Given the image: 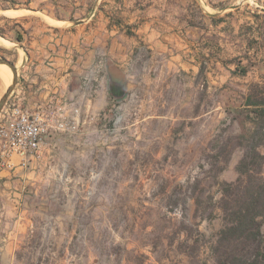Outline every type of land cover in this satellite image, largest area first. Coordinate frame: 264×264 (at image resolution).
Returning <instances> with one entry per match:
<instances>
[{
    "label": "rangeland",
    "instance_id": "1",
    "mask_svg": "<svg viewBox=\"0 0 264 264\" xmlns=\"http://www.w3.org/2000/svg\"><path fill=\"white\" fill-rule=\"evenodd\" d=\"M260 1L172 3L195 21L239 4L242 21ZM228 21L214 53L155 56L133 95L91 109L90 133L62 137L59 167L0 166V264H216L221 182L237 178V136L252 127L244 96L264 90V48L249 57ZM7 40L0 54L20 69L24 49Z\"/></svg>",
    "mask_w": 264,
    "mask_h": 264
},
{
    "label": "crops",
    "instance_id": "2",
    "mask_svg": "<svg viewBox=\"0 0 264 264\" xmlns=\"http://www.w3.org/2000/svg\"><path fill=\"white\" fill-rule=\"evenodd\" d=\"M172 1L0 0V24H12L9 32L0 29L5 36L0 35L14 45L20 43L25 53L9 100L30 111L57 109L74 125L47 135L41 157L15 171L23 169L25 177L34 176L36 167L41 173L59 167L62 137L90 133L81 126L90 124L91 109L97 112L133 95L137 79L152 70L155 56L214 53L222 45L223 27L230 17L233 37H247L249 57L264 48V1L258 7L248 5V16L242 21L239 4L223 8L230 9L227 15L205 8V18L195 21L188 11L177 15ZM212 32L217 34L215 41L209 37ZM113 65L124 77L115 75L119 71ZM115 88L123 90L119 97L113 93Z\"/></svg>",
    "mask_w": 264,
    "mask_h": 264
},
{
    "label": "trees",
    "instance_id": "3",
    "mask_svg": "<svg viewBox=\"0 0 264 264\" xmlns=\"http://www.w3.org/2000/svg\"><path fill=\"white\" fill-rule=\"evenodd\" d=\"M122 91L115 88L113 93L119 97ZM243 104L252 127L237 136L243 149L237 178L221 182L223 225L211 245L216 264H264V90L251 89Z\"/></svg>",
    "mask_w": 264,
    "mask_h": 264
},
{
    "label": "built area",
    "instance_id": "4",
    "mask_svg": "<svg viewBox=\"0 0 264 264\" xmlns=\"http://www.w3.org/2000/svg\"><path fill=\"white\" fill-rule=\"evenodd\" d=\"M73 127L57 109L30 111L8 99L0 115V166H29L41 157L47 135Z\"/></svg>",
    "mask_w": 264,
    "mask_h": 264
},
{
    "label": "water",
    "instance_id": "5",
    "mask_svg": "<svg viewBox=\"0 0 264 264\" xmlns=\"http://www.w3.org/2000/svg\"><path fill=\"white\" fill-rule=\"evenodd\" d=\"M0 63L7 64L13 71V81L0 98V115H1L4 105L8 101L9 97L11 96L12 92L14 91L16 85L19 82V68L16 64V61H13L1 54H0Z\"/></svg>",
    "mask_w": 264,
    "mask_h": 264
},
{
    "label": "bare ground",
    "instance_id": "6",
    "mask_svg": "<svg viewBox=\"0 0 264 264\" xmlns=\"http://www.w3.org/2000/svg\"><path fill=\"white\" fill-rule=\"evenodd\" d=\"M8 42L9 41H7L0 35V43L8 45ZM5 75L7 76L1 83L2 94L6 91V89L11 85L13 81V71L7 64L0 63V78H3Z\"/></svg>",
    "mask_w": 264,
    "mask_h": 264
}]
</instances>
